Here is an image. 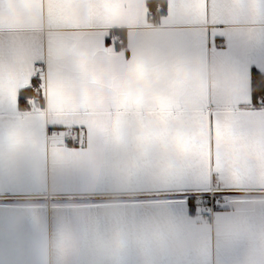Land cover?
Instances as JSON below:
<instances>
[{
  "label": "crops",
  "instance_id": "1",
  "mask_svg": "<svg viewBox=\"0 0 264 264\" xmlns=\"http://www.w3.org/2000/svg\"><path fill=\"white\" fill-rule=\"evenodd\" d=\"M225 2L207 0L205 21L201 0L196 21L169 0H0V264H264V187L178 178L194 152L243 175L264 156L259 0L246 15ZM206 100L231 120L211 146ZM68 128L84 145L48 140Z\"/></svg>",
  "mask_w": 264,
  "mask_h": 264
},
{
  "label": "snow or ice",
  "instance_id": "2",
  "mask_svg": "<svg viewBox=\"0 0 264 264\" xmlns=\"http://www.w3.org/2000/svg\"><path fill=\"white\" fill-rule=\"evenodd\" d=\"M201 2V0H169L168 4V15L169 17L174 14H179L185 19L196 20L200 19L194 17L192 14V9L196 6L197 3ZM53 4H59L60 0H52ZM203 4V20L207 19V0H202ZM258 6L261 10V14L259 19L264 21V0H259ZM221 14L223 16L229 13H237L240 15H246L249 11V0H226V2L222 5ZM39 63H43L40 61ZM35 67V66H34ZM43 68H41L40 73L30 75L28 77V84L25 89L36 91H40L43 87L44 79H43ZM24 90V89H22ZM21 90L18 91L17 97L19 96ZM248 103V101H247ZM211 100H206L205 103V113L206 117L202 116V122L207 123L208 135H209V143L213 141V137L218 136L219 134L224 133V129L231 123V120L228 116V113L219 110V107L215 104L217 111L215 112V116L213 117V113L211 111L212 108ZM213 119L215 122H213ZM64 148H68L67 141L64 142ZM255 166L253 169L247 174L243 175L240 173H235L231 168V161L226 159L217 163L215 166L209 161L207 165H205L204 160L199 155V153L194 152L191 156V162L186 169V171L178 178H191L193 176L204 173L207 170L209 173L214 169L216 174L222 178L226 182L233 183H250V182H258L261 187H264V156H254Z\"/></svg>",
  "mask_w": 264,
  "mask_h": 264
},
{
  "label": "built area",
  "instance_id": "3",
  "mask_svg": "<svg viewBox=\"0 0 264 264\" xmlns=\"http://www.w3.org/2000/svg\"><path fill=\"white\" fill-rule=\"evenodd\" d=\"M159 8L156 9V12L158 13ZM154 14L151 13V16H153ZM119 39V38H117ZM217 46L222 47L223 43L222 42H217ZM35 67H33L34 74H38L40 73V65L39 64H35ZM43 75V74H42ZM44 90V87H42V89L40 91H36L35 89L30 90V93H32L33 95L30 97L29 102L31 104V108L33 111H37V103H38V98L36 96L37 93H42ZM48 140L50 141H57V142H65L67 141V144H69L70 146L73 147H80L82 145H84L86 139L83 135H81L77 130L75 129H66L63 131H59V130H54L51 131L48 134ZM214 192L215 189L211 188L210 190H208L207 192H205L203 199H202V206H201V211L203 214V218L205 220H211L213 212H214V208H215V199H214Z\"/></svg>",
  "mask_w": 264,
  "mask_h": 264
},
{
  "label": "trees",
  "instance_id": "4",
  "mask_svg": "<svg viewBox=\"0 0 264 264\" xmlns=\"http://www.w3.org/2000/svg\"><path fill=\"white\" fill-rule=\"evenodd\" d=\"M122 45H124V41ZM249 79L251 89V102L252 104H258L259 100L264 99V75H261L255 70H252ZM26 97L27 95H22L23 99H26Z\"/></svg>",
  "mask_w": 264,
  "mask_h": 264
},
{
  "label": "rangeland",
  "instance_id": "5",
  "mask_svg": "<svg viewBox=\"0 0 264 264\" xmlns=\"http://www.w3.org/2000/svg\"><path fill=\"white\" fill-rule=\"evenodd\" d=\"M154 15L155 14H157V12L155 11L154 13H153ZM41 68H43V67H40V70H41ZM43 79H44V77H45V75H44V71H43ZM43 87L45 88V86L43 85ZM44 91V90H43ZM43 93V92H42ZM42 93H37L36 94V96H37V98H38V103H37V111H33V112H39V111H41V109L39 108V105H40V103H41V99H42ZM33 94L32 93H29V97H28V102H29V99H30V97L32 96ZM29 104H30V102H29ZM30 106H31V104H30ZM32 109V108H31ZM52 131H54V129L52 130ZM51 132V130H49V133ZM50 141V140H49ZM52 142H56V143H63V142H57V141H52Z\"/></svg>",
  "mask_w": 264,
  "mask_h": 264
}]
</instances>
